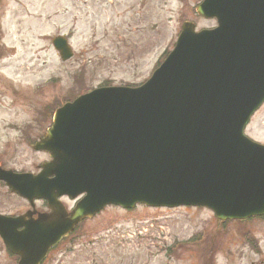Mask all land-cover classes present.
<instances>
[{
    "label": "water",
    "instance_id": "obj_1",
    "mask_svg": "<svg viewBox=\"0 0 264 264\" xmlns=\"http://www.w3.org/2000/svg\"><path fill=\"white\" fill-rule=\"evenodd\" d=\"M212 29L185 21L174 49L141 86L99 87L56 110L33 147L38 174L0 169L32 210L0 214L18 264H41L84 219L107 205L202 206L222 221L264 215V145L244 128L264 102V0H203ZM62 62L74 53L52 41ZM83 198L67 212L58 200ZM35 199L51 211L33 216Z\"/></svg>",
    "mask_w": 264,
    "mask_h": 264
},
{
    "label": "rangeland",
    "instance_id": "obj_2",
    "mask_svg": "<svg viewBox=\"0 0 264 264\" xmlns=\"http://www.w3.org/2000/svg\"><path fill=\"white\" fill-rule=\"evenodd\" d=\"M201 0H0V161L33 172L48 160L32 146L70 97L102 85L142 84L173 49L182 23L212 28ZM75 57L62 63L52 38ZM73 99V98H72ZM264 142V107L246 129ZM0 212L26 200L1 189ZM68 208L72 203L65 201ZM247 234V236L245 235ZM264 264V217L221 226L202 207L109 206L85 221L44 264ZM0 264H15L0 239Z\"/></svg>",
    "mask_w": 264,
    "mask_h": 264
},
{
    "label": "flooded vegetation",
    "instance_id": "obj_3",
    "mask_svg": "<svg viewBox=\"0 0 264 264\" xmlns=\"http://www.w3.org/2000/svg\"><path fill=\"white\" fill-rule=\"evenodd\" d=\"M264 107V105L261 107V109ZM260 109V110H261ZM259 110V111H260ZM0 167H1V161H0ZM2 188H6V186L0 182V205L2 204V201H1V189ZM62 200L65 202L66 200L70 201L72 203V207L76 204L77 201H71L69 200L68 198L66 197H63ZM37 211L38 212H46L48 211V207H47V203L45 201H38L37 202ZM1 213V212H0ZM55 251V249L51 250L50 253L48 254L46 260H48V258L52 255V253ZM14 260H15V263L17 264L19 258L17 256H13Z\"/></svg>",
    "mask_w": 264,
    "mask_h": 264
}]
</instances>
